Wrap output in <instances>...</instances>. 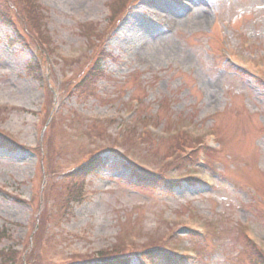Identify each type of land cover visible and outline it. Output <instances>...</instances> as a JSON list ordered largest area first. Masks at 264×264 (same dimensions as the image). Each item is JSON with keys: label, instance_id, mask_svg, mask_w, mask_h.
Masks as SVG:
<instances>
[{"label": "rangeland", "instance_id": "rangeland-1", "mask_svg": "<svg viewBox=\"0 0 264 264\" xmlns=\"http://www.w3.org/2000/svg\"><path fill=\"white\" fill-rule=\"evenodd\" d=\"M38 1L45 7V26L60 56H73L81 48L83 52L85 39L80 36L81 24L92 22L103 29L107 27V3L111 0ZM157 1L139 0L121 16L107 33L104 44L116 60L110 57L104 64L106 76L102 81L97 79L93 87L79 90L72 87L73 77L84 75L89 67L88 58L92 59L85 50L74 63L61 64L54 56L48 62L49 67L44 63L40 69L31 68L38 54L37 44L32 42V46L26 47L12 42L15 31L22 33L24 41L29 38L13 15V25L0 22V106L11 108L0 109V134L19 144L41 146L40 132L52 100H47L46 88L52 93L58 92L55 95L57 115L50 125L57 146L53 166L61 162L65 167H72L89 151L108 146L109 137L114 138L120 132L122 114L125 116L131 108L134 96L142 98L145 114L142 122L154 123L156 130L152 133L154 136L145 133L146 137L137 142L141 126L133 124L129 143L119 149L125 150L134 165L145 168L144 172L157 173L162 166L161 158L168 154L170 140L176 137L157 139L163 130H180L182 125H192V129L213 126L223 147L221 154L217 152L224 158L223 164H213L210 169L217 175L212 188L199 182L192 186L184 180L173 189L157 184L139 185L129 178V169L120 166L118 156L104 152V168L88 180L86 198L73 205L71 216L59 223L52 215L55 209H49L50 222L48 227H43V238H49L50 242L42 248L33 246L36 256H45L43 264L58 249L63 251L60 246L63 241L69 253L71 246L77 249L113 247L121 229L135 224L144 228L137 245L147 238L146 233L166 234L171 231L167 226H171L176 251L196 248L200 255H207L201 262L193 263L195 258L190 255V264H253L242 237V226L261 244L264 240V79L259 82L244 76L242 69L226 54L229 51L239 55L246 65L256 56L252 61L264 65V0H196L197 6L203 7L200 22L192 16L187 18L191 13L186 8H170L168 0ZM144 2L152 9L150 13ZM158 10L175 14L177 27L173 32H163L167 22L158 15L154 16L155 22L149 23L135 14L153 15ZM214 15L217 20L211 23ZM135 51L142 54L140 66L132 65L128 58ZM124 58L127 60L122 66L120 60ZM163 101L166 108L160 109V116L156 117L158 104ZM217 109L222 111L216 113ZM255 109L257 113H251ZM96 111L116 118L112 124L92 120L101 125L103 135L97 138L92 132L89 138L84 132L92 125L88 115ZM177 119L182 123L176 124ZM62 120L72 121L70 125H63ZM138 121L140 117L136 115L134 123ZM194 168L202 169L192 165L187 172L169 171L168 177L186 176ZM68 180L67 177L51 178L48 182L38 152L24 148L8 152L0 147V249H24L36 210L43 206L51 208L57 203L60 190ZM53 183L46 191L49 201L44 202L42 190ZM17 197L32 198V202L24 203ZM194 215L203 219L204 226L216 222L213 225L219 229L205 238L196 237V233L195 238H189L180 222ZM72 228L83 230V236L89 228L103 237L94 240L95 236L89 232L93 241L86 237H83L86 240L75 239L70 236ZM71 261L77 260L71 258ZM14 264L36 263L22 259Z\"/></svg>", "mask_w": 264, "mask_h": 264}, {"label": "bare ground", "instance_id": "bare-ground-1", "mask_svg": "<svg viewBox=\"0 0 264 264\" xmlns=\"http://www.w3.org/2000/svg\"><path fill=\"white\" fill-rule=\"evenodd\" d=\"M198 8H199V9H198L199 12H201V11L203 10V7H201V6H199V5H198ZM192 13L194 14V17L196 16V20L201 19L200 16H199V14L197 15V9L192 10ZM204 14H206V13H204Z\"/></svg>", "mask_w": 264, "mask_h": 264}, {"label": "trees", "instance_id": "trees-1", "mask_svg": "<svg viewBox=\"0 0 264 264\" xmlns=\"http://www.w3.org/2000/svg\"><path fill=\"white\" fill-rule=\"evenodd\" d=\"M0 144H3V143H1V142H0ZM11 253H12V252H9V253H5V254L7 255V254H11ZM107 264H108V263H107ZM109 264H110V263H109Z\"/></svg>", "mask_w": 264, "mask_h": 264}]
</instances>
